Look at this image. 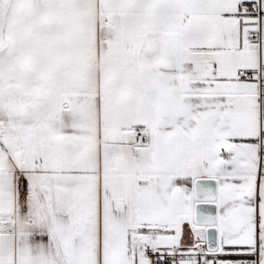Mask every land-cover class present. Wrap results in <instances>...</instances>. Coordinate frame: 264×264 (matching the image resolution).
I'll return each instance as SVG.
<instances>
[{
	"label": "snow or ice",
	"instance_id": "obj_1",
	"mask_svg": "<svg viewBox=\"0 0 264 264\" xmlns=\"http://www.w3.org/2000/svg\"><path fill=\"white\" fill-rule=\"evenodd\" d=\"M0 264H264V0H0Z\"/></svg>",
	"mask_w": 264,
	"mask_h": 264
}]
</instances>
